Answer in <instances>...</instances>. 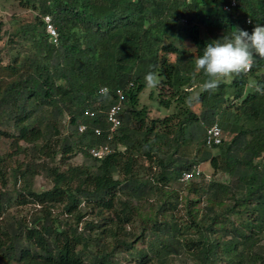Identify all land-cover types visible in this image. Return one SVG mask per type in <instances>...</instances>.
<instances>
[{"label":"trees","instance_id":"1","mask_svg":"<svg viewBox=\"0 0 264 264\" xmlns=\"http://www.w3.org/2000/svg\"><path fill=\"white\" fill-rule=\"evenodd\" d=\"M15 1L37 13L12 20L0 48V142L8 147L0 150V264H264V95L249 88L264 82V60L213 92L201 90L207 77L195 67L206 43L264 25V0H235L230 11L231 0ZM148 72L157 87L146 85ZM117 88L121 123L108 138ZM146 88L167 112L151 116L140 102ZM214 122L225 136L208 148L205 127ZM106 143L108 155L89 153ZM76 155L82 163H69ZM142 161L150 176H141ZM201 162L227 179L179 180ZM38 174L49 188L34 189ZM183 188L197 196L184 221L175 214ZM153 193L156 207L142 211ZM27 204L29 214L12 210Z\"/></svg>","mask_w":264,"mask_h":264},{"label":"rangeland","instance_id":"2","mask_svg":"<svg viewBox=\"0 0 264 264\" xmlns=\"http://www.w3.org/2000/svg\"><path fill=\"white\" fill-rule=\"evenodd\" d=\"M37 12L28 9V8H22L18 5L17 1L15 0H0V34H1V39H0V48L2 47H7L9 46V42H8V38H9V32L12 29V27L14 26V23L12 20L15 19V21H19V22H27V21H31L34 20V17L36 15ZM186 47L188 48H192L191 44L189 43V41L185 40L183 42ZM21 49L23 50V52L25 53V47H21ZM169 58L171 61L174 60V55H169ZM226 81H229L231 79V77H226L224 78ZM252 85H254L253 81H249V88H252ZM200 85L198 84L197 86H194L192 92H191V97H195L197 95V93L200 90ZM149 92H150V88H146L140 95V102L149 105V107L152 110L151 116H158L161 114H164V112H167L163 109L157 110V106L155 104V102L151 99H149ZM192 109L196 112L199 111L200 109V105L199 103H193L192 104ZM65 124H66V118L60 123V128L62 131L65 130ZM223 137L225 136L224 133ZM119 147V146H118ZM121 147V146H120ZM8 148L7 145L4 142H0V150H4ZM22 160V158H21ZM82 157L80 155H76L72 158H70L68 161L71 164H81L82 163ZM57 161L59 162V156L57 157ZM148 166V162L146 161H142L140 163V172H141V176L142 177H146V176H150V170L147 169ZM198 167L200 168L201 172H202V176H201V180H203V183H206L208 180H210L211 178H217V179H227V175L226 174H221V173H214L213 169L211 168L210 164L208 162H201L198 164ZM155 172V168H153V170ZM194 181V180H193ZM50 187V183L44 178L43 175L38 174L35 177L34 180V189L36 191H40L43 190L45 188H49ZM167 188L165 187V190ZM180 197H179V203H178V207L175 210V214L178 218H180L182 221L185 220L186 218V214H185V206L187 203L188 199H195L197 198V196L193 193H189L187 188H183L180 192ZM148 200H143L140 203V207L142 208V211H149L151 210V208H155L156 207V203H158V200L160 199L159 195L153 193L150 196H148L147 198ZM31 206L32 204H27L26 206H16L13 207L12 210L16 211L18 213L21 214H29V212L31 211ZM197 208H199L200 210H202V203H199L196 205ZM60 209H55L53 210L54 213H60L59 211ZM152 211V210H151ZM61 217H63L64 215L60 214ZM91 217V214H86V216L84 217V219H88ZM108 242H110V239H108ZM138 247H144L145 243L143 241H139L137 242ZM128 264H136L133 260H130V262H128ZM146 264H157L154 261L152 263H146ZM170 264H180V262L177 259H173ZM188 264H191L190 262H188ZM219 264H227L224 260H221L219 262Z\"/></svg>","mask_w":264,"mask_h":264},{"label":"clouds","instance_id":"3","mask_svg":"<svg viewBox=\"0 0 264 264\" xmlns=\"http://www.w3.org/2000/svg\"><path fill=\"white\" fill-rule=\"evenodd\" d=\"M258 59L264 60V25L257 24L251 34L234 28L230 35L206 43L202 54L195 58L196 70L207 77L201 90L215 91L223 78L248 73ZM144 79L150 88L160 83L158 75L153 72H148ZM252 87L264 95V82H257ZM193 99H198V96L190 97L188 103H192Z\"/></svg>","mask_w":264,"mask_h":264},{"label":"built area","instance_id":"4","mask_svg":"<svg viewBox=\"0 0 264 264\" xmlns=\"http://www.w3.org/2000/svg\"><path fill=\"white\" fill-rule=\"evenodd\" d=\"M234 5H235V0H231L229 3L223 6V9L226 11H230ZM44 19L46 22L47 32L50 34L52 41L56 42L57 33L54 26L50 22L49 16H46ZM106 91H107V87H102L99 90L100 93H104ZM115 95H116V101L108 107L105 115L106 122L108 123V136H107L108 138H111L112 133H114V131L119 127L121 123L120 115L122 112V105H123L122 103L124 99L123 90L121 88H117L115 90ZM84 115L94 116V112L87 108L84 110ZM86 127H87L86 124L81 123L78 125V131L83 132L86 130ZM205 129L206 130H205L204 144L206 147L209 148L221 143L223 134L221 127L217 122H214L209 126H206ZM93 131L95 134L98 135L101 133V129L99 127H95ZM112 151H113L112 147L107 143L99 146H91L89 148V153L96 158L104 157L109 153H111ZM259 160L264 164V155H262L259 158ZM201 176H202V172L200 168L197 166L190 170L183 171L180 174L179 180L182 182H188L197 179L198 177Z\"/></svg>","mask_w":264,"mask_h":264},{"label":"water","instance_id":"5","mask_svg":"<svg viewBox=\"0 0 264 264\" xmlns=\"http://www.w3.org/2000/svg\"><path fill=\"white\" fill-rule=\"evenodd\" d=\"M262 77H263V74H262Z\"/></svg>","mask_w":264,"mask_h":264}]
</instances>
